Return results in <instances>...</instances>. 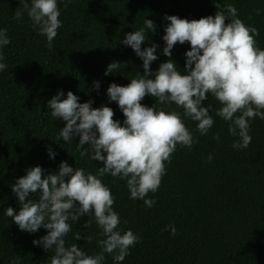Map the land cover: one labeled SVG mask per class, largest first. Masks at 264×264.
Listing matches in <instances>:
<instances>
[{"label": "trees", "instance_id": "obj_1", "mask_svg": "<svg viewBox=\"0 0 264 264\" xmlns=\"http://www.w3.org/2000/svg\"><path fill=\"white\" fill-rule=\"evenodd\" d=\"M229 4L245 25L257 30L254 39L264 49V0H72L67 7L58 0L62 25L51 48L26 14L21 20L12 18L19 0H0V27L7 29L10 40L0 49L7 64L0 71V264H48L52 254L32 243L46 229L29 234L3 214L9 206L19 210L10 186L26 168L39 165L45 174L54 173L62 160L92 173L102 166L79 156L78 137L72 142L57 139L64 122L51 117L48 99L58 90L72 91L79 102L91 99L92 107L107 105L113 119L122 122L123 114L108 101L106 88L112 82L126 85L136 73L143 74L141 60L120 43L125 33L142 27L143 19L152 20L155 30L146 28L141 44L142 49L158 45L150 70L167 59L183 70L187 42L176 43L170 57L162 54L161 37L168 23L164 16L199 19L225 11ZM112 61L120 65L105 74ZM154 101L146 95L140 103L151 106ZM202 103L212 105L214 123L202 136L196 122L182 117L194 143L191 149L177 145L171 162H165L157 191L148 194L155 200L152 207L130 199L125 181L118 177L101 178L114 197L121 231L131 229L140 237L121 264H264V120L251 119V143L234 149L237 137L229 135V123L215 115L219 103L211 95ZM168 108L182 112L174 104ZM88 219L83 215L70 221L72 230L64 239L66 246L76 243L93 254L100 251L96 241L101 237L95 223L85 228ZM166 225L175 226V235L162 230ZM75 234L82 238L76 240ZM104 264H114L112 254L105 253Z\"/></svg>", "mask_w": 264, "mask_h": 264}, {"label": "clouds", "instance_id": "obj_2", "mask_svg": "<svg viewBox=\"0 0 264 264\" xmlns=\"http://www.w3.org/2000/svg\"><path fill=\"white\" fill-rule=\"evenodd\" d=\"M59 2L67 7L72 0ZM19 4L12 18L21 20L26 14L51 48L62 25L58 0H19ZM164 19L168 23L161 37L162 54L170 57L176 43L189 44L183 70L171 59L159 63L155 71L150 70L151 62L157 59L158 45L152 43L142 49L141 44L146 40L145 29L155 30L152 20L143 19L142 27L125 33L120 43L130 47L141 60L143 74L136 73L126 85L112 82L106 88L108 101H114L123 114L122 122L113 119V110L107 105L92 107L91 99L79 102L72 91L58 90L47 101L51 117L64 122L57 139L72 142L73 137H78L79 156L102 162L95 173L63 160L54 173L45 174L39 165L31 166L11 184L19 210L9 206L3 214L29 234L40 228L47 230L32 243L47 253L51 250L48 264H104L105 253L112 254L114 264H121L140 237L131 229L121 231L119 215L112 207L114 197L101 178L118 177L125 181L130 199L152 207L155 200L148 194L157 191L165 174V162H171L177 145L191 149L194 143L183 118L196 122L202 136L212 127V105L202 103L209 95L220 105L215 115L228 122L229 135L237 137L232 143L234 149L247 148L251 143V119L264 120V49L254 39L257 30L242 22L237 9L229 4L225 11L199 19L176 15H165ZM9 43L7 29L0 27V49ZM4 61L0 51V71L7 68ZM119 65L110 62L105 74ZM93 88L99 89L98 81H93ZM146 95L155 98L151 106L140 103ZM172 104L182 112L170 110L168 105ZM46 151L50 159L54 158L50 146ZM207 159L210 161L212 156ZM37 193L38 198L33 199ZM83 215L89 217L85 228L95 223L99 229V252L88 254L76 243L65 244L64 237L72 230L70 221L76 222ZM162 230L176 233L174 225ZM81 238L75 234L76 240ZM86 240L91 242L92 237Z\"/></svg>", "mask_w": 264, "mask_h": 264}]
</instances>
